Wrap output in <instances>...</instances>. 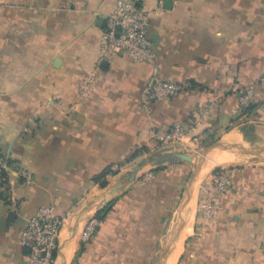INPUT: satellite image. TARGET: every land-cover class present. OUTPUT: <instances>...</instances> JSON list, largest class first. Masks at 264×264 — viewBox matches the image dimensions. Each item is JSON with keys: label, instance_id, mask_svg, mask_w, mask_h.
Returning <instances> with one entry per match:
<instances>
[{"label": "crops", "instance_id": "1", "mask_svg": "<svg viewBox=\"0 0 264 264\" xmlns=\"http://www.w3.org/2000/svg\"><path fill=\"white\" fill-rule=\"evenodd\" d=\"M135 1L152 13V62L101 59L116 0H0V264H28L20 230L44 206L65 219L55 264H125L117 256L128 246L159 234L176 245L188 226L183 246L196 264H264V82L241 120L233 94L264 74V0ZM90 74L93 93L82 98ZM154 74L185 89L144 104ZM176 122L196 127L159 142ZM219 170L232 183L204 227ZM111 204L83 252L87 224Z\"/></svg>", "mask_w": 264, "mask_h": 264}, {"label": "built area", "instance_id": "2", "mask_svg": "<svg viewBox=\"0 0 264 264\" xmlns=\"http://www.w3.org/2000/svg\"><path fill=\"white\" fill-rule=\"evenodd\" d=\"M151 14L146 8H141L135 0H116L114 10L106 17L105 28L100 38L101 59L126 55L138 62H152L154 53L149 34ZM101 59L96 69H99ZM93 77L94 75L90 74L80 82L79 90L82 98H88L93 93ZM260 82H264V74L233 93L237 100L234 110L236 120L248 115L249 108L255 103L256 90ZM184 89V84L167 81L154 74L142 91L143 103L175 98ZM195 127L194 124L176 122L168 133L157 135V139L166 145L181 140ZM7 171L8 163L0 156V187L5 186L7 182ZM150 178L151 174H147L144 180ZM231 179L230 170H219L212 177V187L206 190L207 198L201 205L204 220H209L217 214L219 206L216 197L228 191L232 183ZM64 220L63 217L54 214L51 206H44L27 218L19 236L22 246L28 250V264L56 263ZM99 225L100 220L97 216L89 221L82 235L83 244L92 240Z\"/></svg>", "mask_w": 264, "mask_h": 264}, {"label": "rangeland", "instance_id": "3", "mask_svg": "<svg viewBox=\"0 0 264 264\" xmlns=\"http://www.w3.org/2000/svg\"><path fill=\"white\" fill-rule=\"evenodd\" d=\"M211 220L212 217L209 220H204L202 225L204 227H208L210 225ZM199 227H201V225ZM157 237L158 238H156V244L154 240V244H152V246H128L127 248L125 247L126 250L121 251V255L117 256V258L119 257V261H121L122 263L124 262L125 264H164V262L168 260L170 254V250H168L169 246H166V242L168 239L169 241L171 240V235L159 234L157 235ZM188 248V246H183L182 253L180 254V257L178 258L176 264H196V262L198 263V254L196 252L193 254L188 253ZM183 254H185L184 260L182 259ZM188 258L190 260H188Z\"/></svg>", "mask_w": 264, "mask_h": 264}, {"label": "trees", "instance_id": "4", "mask_svg": "<svg viewBox=\"0 0 264 264\" xmlns=\"http://www.w3.org/2000/svg\"><path fill=\"white\" fill-rule=\"evenodd\" d=\"M253 109V106L249 108V111ZM218 172V171H217ZM111 173V170H108L107 172L103 173L101 177H106L107 174ZM101 184H105V181H102ZM114 205L111 204L107 207H105L98 215V219L100 220V225L96 229L95 234L91 241H89L87 244H83V252L87 251L86 249H90L91 247H94L95 242L97 241L98 236L107 228L106 225V218L109 217Z\"/></svg>", "mask_w": 264, "mask_h": 264}, {"label": "bare ground", "instance_id": "5", "mask_svg": "<svg viewBox=\"0 0 264 264\" xmlns=\"http://www.w3.org/2000/svg\"><path fill=\"white\" fill-rule=\"evenodd\" d=\"M228 154V153H227ZM243 155V154H241ZM227 162V161H226ZM240 162V161H239ZM222 165V164H221ZM208 165H206V169H207ZM203 169V168H202ZM201 171V170H200ZM201 172H199L200 174ZM198 181V180H197ZM198 183V182H197ZM194 184V183H193ZM192 185V184H191ZM198 190V189H197ZM190 200V199H189ZM193 200V199H192ZM193 202V201H192ZM193 204L195 205V203L193 202ZM193 204H190L189 207H193ZM187 206V205H186ZM188 207V206H187ZM195 209V207H194ZM192 210V209H191ZM186 211V210H185ZM188 211V210H187ZM193 211V210H192ZM190 212V211H189ZM186 214V213H185ZM191 215V214H190ZM185 217H187V215H184ZM188 218V217H187ZM182 219V218H181ZM184 220V219H183ZM186 220V219H185ZM191 230V227L188 226L187 230L181 234V237L178 241V243L175 245L177 240H174L173 242L170 243L169 249L170 250V254H169V258H168V262L164 264H176L178 258L180 257V254L182 253L183 250V245H184V241L186 236L188 235L189 231ZM171 241V240H170ZM162 260V259H161ZM160 260V261H161ZM161 263V262H160ZM162 264V263H161Z\"/></svg>", "mask_w": 264, "mask_h": 264}, {"label": "water", "instance_id": "6", "mask_svg": "<svg viewBox=\"0 0 264 264\" xmlns=\"http://www.w3.org/2000/svg\"><path fill=\"white\" fill-rule=\"evenodd\" d=\"M107 66H108V63L105 62V63L103 64L102 68H106Z\"/></svg>", "mask_w": 264, "mask_h": 264}]
</instances>
